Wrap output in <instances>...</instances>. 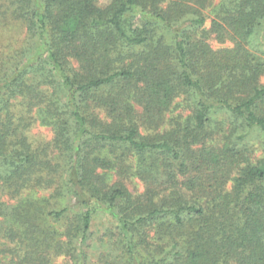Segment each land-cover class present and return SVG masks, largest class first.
Here are the masks:
<instances>
[{
    "label": "trees",
    "instance_id": "16d2710c",
    "mask_svg": "<svg viewBox=\"0 0 264 264\" xmlns=\"http://www.w3.org/2000/svg\"><path fill=\"white\" fill-rule=\"evenodd\" d=\"M211 3L0 0V264H264V0Z\"/></svg>",
    "mask_w": 264,
    "mask_h": 264
},
{
    "label": "rangeland",
    "instance_id": "374dc122",
    "mask_svg": "<svg viewBox=\"0 0 264 264\" xmlns=\"http://www.w3.org/2000/svg\"><path fill=\"white\" fill-rule=\"evenodd\" d=\"M110 0H98V3L100 6H106L109 3ZM222 0H212V3L210 5V8L206 9L203 14L206 17V21L205 24L203 26V29L208 30L210 28L211 25V21L213 20V15L211 13V8L215 5H217L218 3H220ZM133 24L137 25L139 22L135 19L133 22ZM0 31H5V30H0ZM7 31L9 32V34H7L5 36V38H7L8 42L14 44L18 43V39H20L21 41H23L24 39V29L21 30V28L19 26H16L14 24H12V26H10L9 29H7ZM208 42L210 44V46L214 49V50H218V49H223V48H231L233 47V42L232 41H226L224 44H220L219 42L216 41V39H214V36H210L208 39ZM7 44V43H4ZM19 44V43H18ZM261 83L264 84V76H262L261 78ZM38 132H42L40 134L45 135L47 138H49L51 136V133L49 131V129H41V131L38 130H33V134L32 135H37ZM42 136V135H40ZM255 144V146L258 148L256 149L257 151L255 152V156L259 157L261 155H263V150L260 149L262 147L260 146V143H258L259 140L253 139L252 140ZM137 183V190L141 191L142 190V184H140L139 182ZM132 188V186H131ZM104 227H106V221L105 218L103 217V215L98 214L97 216H95L93 222H92V235H91V239L88 242V249H87V253H89L90 255H95V254H99L101 249L99 248V245L97 244V235L100 234L102 231H104ZM51 264H71L70 260H68L67 258L61 257V258H55L54 261Z\"/></svg>",
    "mask_w": 264,
    "mask_h": 264
}]
</instances>
